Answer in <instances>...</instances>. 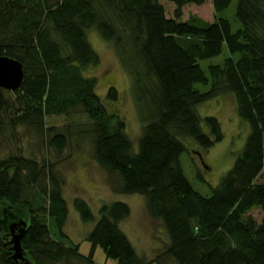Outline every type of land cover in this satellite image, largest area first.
<instances>
[{"label":"trees","instance_id":"obj_1","mask_svg":"<svg viewBox=\"0 0 264 264\" xmlns=\"http://www.w3.org/2000/svg\"><path fill=\"white\" fill-rule=\"evenodd\" d=\"M169 1L176 5L174 17L161 0H0V54L19 60L25 71L13 91L19 105L14 122L46 133L59 153L73 133L90 138L96 161L118 176L113 191L145 195L149 213L164 224L169 242L161 256L176 264H264V182L258 181L264 173V0H238L242 26L235 31L222 15L232 0H212L213 22L196 15L182 19L184 6L205 0ZM92 28L114 44L132 76L143 123L138 149L120 109L108 106L97 78L85 74L100 63L88 40ZM225 47L229 55L211 64L208 76L200 60L221 55ZM197 84L210 87L200 91ZM8 91L0 87V129L11 108ZM229 92L250 132L233 167L205 196L185 174L181 156L185 142L208 150L223 140L219 119L201 117L197 106ZM118 98L111 86L107 99ZM79 112L91 122L78 129L46 127L47 116ZM192 152L204 159V151ZM64 185L56 163L0 158V264H17L10 224L22 218L28 219L22 238L27 262L20 264H97L98 247L116 264H153L121 227L131 214L123 201L100 207L87 238L91 249L83 254L65 232ZM74 204L84 222L96 220L86 200L77 197ZM256 209L261 220L252 215Z\"/></svg>","mask_w":264,"mask_h":264},{"label":"rangeland","instance_id":"obj_2","mask_svg":"<svg viewBox=\"0 0 264 264\" xmlns=\"http://www.w3.org/2000/svg\"><path fill=\"white\" fill-rule=\"evenodd\" d=\"M161 2L165 5L167 16L174 17L176 5L169 0H161ZM237 4L238 0H232L230 7L222 14L230 19L234 31L242 26L236 15ZM191 15L213 22L216 15L212 0H205L202 5L184 6L182 19L188 20ZM87 35L89 42L100 56V63L89 67L85 74L97 78V92L103 97L105 103L110 107L114 105L120 109L127 121L129 137L138 149L143 123L137 111V96L132 87V76L122 63L113 43L105 40L95 28L89 29ZM228 55V49L225 47L221 55L200 60V64L209 76V66L222 63ZM111 86L119 91V98L115 102L107 99ZM209 87L203 84L196 85L200 91H207ZM7 97L11 108L3 114L4 124L0 129V158L17 155L35 159L40 163L45 160L56 163L65 179L64 195L69 208L65 232L75 243L81 244L80 250L83 254H88L91 249L87 238L100 217V207L103 204L123 201L131 207V214L121 223V227L138 254L145 256L148 260H153V264H176L172 258L161 256L168 245L169 237L162 221L149 213L147 197L141 194H123L113 191L111 183L118 176L107 172L96 161L90 138H83L73 133L68 146L59 153L48 145L46 133L37 134L32 126L14 122L13 116L18 114L17 108H19L16 94L8 91ZM197 111L203 118L216 116L221 122L224 138L208 150H203L197 143L185 142L187 151L181 156V163L195 189L205 196H211L214 188L220 184L241 153L250 132V125L239 115L235 95L230 92L199 104ZM90 122L83 112L45 118L46 127L57 130H62L66 126L78 129L79 125H87ZM203 128L209 133V128L205 123H203ZM192 150L204 151V159L202 161L198 159L197 154H193ZM258 181L264 182V173ZM30 189L32 193L34 188ZM77 197L88 202L96 215L95 221L84 222L82 220L74 204ZM252 215L257 220H261L263 216L259 209L252 211ZM94 259L97 264H116L114 260L107 259L101 247L95 251Z\"/></svg>","mask_w":264,"mask_h":264},{"label":"water","instance_id":"obj_3","mask_svg":"<svg viewBox=\"0 0 264 264\" xmlns=\"http://www.w3.org/2000/svg\"><path fill=\"white\" fill-rule=\"evenodd\" d=\"M24 66L23 64L10 56L0 54V87L15 91L20 88L24 80ZM28 219H20L10 224L11 239L9 244L12 245V259L20 264L26 263L22 247V238L26 233L28 226Z\"/></svg>","mask_w":264,"mask_h":264}]
</instances>
